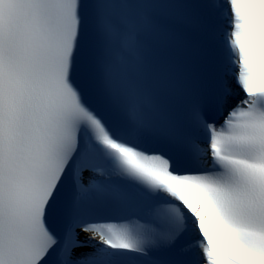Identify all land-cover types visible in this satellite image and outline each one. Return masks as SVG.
I'll use <instances>...</instances> for the list:
<instances>
[{"label": "snow or ice", "instance_id": "snow-or-ice-1", "mask_svg": "<svg viewBox=\"0 0 264 264\" xmlns=\"http://www.w3.org/2000/svg\"><path fill=\"white\" fill-rule=\"evenodd\" d=\"M0 264H264V0H0Z\"/></svg>", "mask_w": 264, "mask_h": 264}]
</instances>
